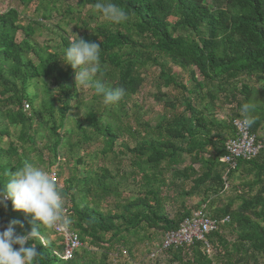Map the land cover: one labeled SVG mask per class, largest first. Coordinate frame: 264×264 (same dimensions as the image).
<instances>
[{
	"label": "trees",
	"instance_id": "trees-1",
	"mask_svg": "<svg viewBox=\"0 0 264 264\" xmlns=\"http://www.w3.org/2000/svg\"><path fill=\"white\" fill-rule=\"evenodd\" d=\"M11 1L25 8L37 3L36 10L43 11L41 18L45 20L52 18L53 12L71 14L72 2L78 7L93 8L96 3L102 2ZM206 1L112 0L127 12V22L100 23L96 27H91L86 21L82 22L84 33L80 38L101 46L103 72L100 82L106 88H123L125 95L116 105H104L103 97L95 94L98 105L87 113V129L78 123L82 138L76 143L71 142V131L65 130L71 108L70 101L75 97V70L60 60L69 46V37L62 32L58 47L48 44L41 46L35 40L36 33L43 28L41 23L29 22L23 25L20 13L14 8L0 14V127L7 122L0 129V143L3 136L11 135L10 128H19L21 143L37 148V140H42L53 154V164L60 166L67 165L66 157L61 151L66 150L71 154L79 149L81 142L91 143L101 137L104 143L101 153L116 155L115 148L122 134L133 138L135 136L139 142L133 149L125 143L120 146L127 153L136 155L134 166L142 172L141 181L148 187L138 197L121 203L118 200L120 194L112 187L111 173L103 172L98 176L96 172L85 167L88 174L81 180L84 190L80 191L78 198L71 193V178L66 187L60 189L64 205L69 206H66L69 208L68 217L72 221L69 228L78 234L83 243L81 252L77 251L73 259L66 260L63 256L62 239L56 237L52 228L42 226L41 231L45 238L43 245L36 242V250L40 254L36 264H96L93 257L83 263L84 257L80 254L86 253L88 247L111 249L125 241L124 234H136L144 227L161 229L164 233L176 230L181 221L197 209L186 210L175 219H170L164 210L160 188L166 184L162 176L163 165L167 168L176 167L184 161V154L190 157L191 165L182 173L183 178L190 179L187 174L189 170L191 176L197 177L192 181L194 188H205V194L220 196L229 189L234 190L231 185L238 172L245 177L254 178L238 186L237 192L240 195H236L235 200L241 203L236 210H233L234 201L231 200L225 207L213 209L212 201L208 197H204L202 205L199 206L215 220L227 217L230 219L228 223L220 226L219 231L208 236L210 247L216 255L209 257L201 243L164 253L174 254L176 262L183 263L186 260L187 264H261L260 259L264 258V148L256 159L239 161L237 167L231 168L219 161L225 154L227 139L218 134L216 138L220 146L216 148L212 137V132L219 129L229 130L232 133L230 136H233L232 120L244 118L241 113L242 104L253 103L252 98L258 93L243 84L244 100L236 103L237 113L233 114L226 125L204 115L215 110V96H211L210 102L203 109L195 104L196 101L203 102L206 98L200 93L197 94V89L205 88V84L197 82L192 71L191 76L196 85L194 90H190L179 82L174 68L181 71L195 68L208 85L221 79L233 81L242 75L258 76L263 80L264 0H213L215 7H209ZM64 5L65 8L62 7ZM88 29L90 32H87ZM18 33L22 36L20 42L16 39ZM76 40L78 38L72 42ZM147 67L154 70L155 86L158 89L154 101L162 105L163 113L154 128L150 126L149 120L136 118L134 128L130 123L123 122L128 118L125 106L145 82L144 73ZM40 80L43 82L45 97L38 101V96L29 95L26 89L29 83ZM50 84L55 86L59 99H65L62 100V107L57 109L59 119L55 117L57 100ZM162 88L183 91L182 112L177 111L179 99H176L177 102L168 101L166 93L161 92ZM234 89L235 87L228 90L232 96L236 91ZM26 105L28 108H25ZM28 109L30 110L26 111ZM251 115L255 119L250 127L251 133L257 136L258 143L264 145V138L257 135L264 124V105H255ZM181 143H186L185 148ZM208 147H213L215 152L208 159H203L201 155L207 153ZM38 158L41 162L42 154ZM25 162L32 164L26 154L19 153L17 145L11 143L7 148L0 146V186ZM84 162L83 159L78 160V164H85ZM195 163L201 164L198 172L192 168ZM154 183H157L158 189H155L157 186ZM94 186L97 188L93 189ZM255 188L258 190L251 196ZM90 194L92 200H88ZM109 195L115 196L117 201L113 211L104 212L98 201ZM6 203V209L0 206V231L16 222V235L22 236L30 232L31 225L24 213L15 211L11 201ZM20 224H23V228ZM227 228L234 230L236 234L232 241L224 235ZM48 232L50 234L47 239ZM53 238L58 239L59 243ZM32 243L29 241L26 246H31ZM85 243L89 245L84 247ZM119 251V248L116 249V252ZM190 257L194 260L191 261Z\"/></svg>",
	"mask_w": 264,
	"mask_h": 264
},
{
	"label": "rangeland",
	"instance_id": "rangeland-1",
	"mask_svg": "<svg viewBox=\"0 0 264 264\" xmlns=\"http://www.w3.org/2000/svg\"><path fill=\"white\" fill-rule=\"evenodd\" d=\"M206 4L209 7H215L213 0H207ZM71 6L73 8L71 14H60L59 12H53L52 18L45 20L41 18L43 11L39 9L36 10L37 3H33L29 7L25 8L11 0H0V14L5 13L10 8H14L20 13V19L23 25H26L29 22L41 23L43 28L41 31L36 33V42L41 46L48 44L55 48L58 47L59 43L61 42L60 35L62 32H64L67 37H69V41H74V39L78 37L80 38L84 33L82 24L83 21L88 22L91 27H96L100 23H108V21H106L102 15L98 14V11L93 7H78L74 2L71 3ZM62 7L65 8L66 5ZM87 32H90V30L88 29ZM16 39L18 42L22 40L21 33L17 34ZM57 50L61 51L60 48ZM150 68L151 67H147V69H145V82L139 91L129 98L125 106L128 118L126 120L124 119L123 122L125 124L130 123L134 128L136 126L134 122L135 118L142 121L149 120L150 126L154 128L161 118L160 115L163 113L162 105H159L154 101V96L158 89L155 86L156 79L154 70ZM192 71L194 72L196 81L202 82L206 86L203 89H197V94L200 93L201 96H206V98L203 100V102H200V100L196 101L195 104L199 105L200 108L203 109L205 105L210 102L211 96H215V110L211 111L210 114L204 113L207 118H214L217 122L228 125L227 123L230 121L233 114L237 113L236 103H241L244 100L245 94L243 93V84H246L248 88L255 89L257 91L258 94L253 96L254 99L252 98L253 103L259 107H263L264 105L262 104V101H264V79L260 80L258 76L248 77L247 75H242L233 81L221 79L216 81L213 85H208L203 81V78L199 75L195 68H191L190 71H181L175 67L174 72L178 75L179 82H181L190 90H194L196 85V82L193 81L191 76ZM41 81L42 80L33 82L31 84L29 83V86L26 89V93L29 95L36 94L38 96V101L45 97L43 93V82ZM73 84V92L75 93V97H73V100L70 101L71 108L68 113V120L65 125V130L71 131L73 134L71 137V142L76 143L82 138V132L78 128V123L79 125H82L84 129L88 128L87 113L94 107H97L98 101H96L94 97L95 93L93 89L82 90L81 93L78 92L75 76ZM49 87L54 89L53 95L58 98L57 99L55 97L57 100L55 104V117L59 119V113L57 109L62 107V100L65 99H59L58 91L53 84H50ZM234 87V90L236 91L233 92L232 96V94L229 92ZM229 89L230 91H228ZM161 92L166 93L168 101L177 102L176 99H179V102H177L179 105L177 111L180 113L184 110V107L181 105L182 101L184 100L182 90L175 88H162ZM29 110L30 109L26 111ZM6 123L4 125H6ZM4 125H2L0 129L4 128ZM10 134V136L2 137L0 146L7 148L11 143L17 145L19 153L22 155L26 154L30 161H32L33 166L49 173H51L53 170L56 171L59 175V184L63 188L66 187L69 178H71L73 183V192L71 193H74L77 198L80 194V191L84 190L81 180L88 174L85 171V167L87 170L91 169L93 172H96L98 176L103 172L111 173L110 177L112 178L111 181L113 182L112 187L117 190L118 194H120V199L118 200H121V203H125L128 201V199H132L133 197H138L139 194H143L148 190V187H146L144 182L141 181L142 172H140L137 166H134L136 155L127 153L120 146L121 143H125L130 149H133L138 145L139 142L135 136L133 138L128 136V134L123 133L120 139L117 141V146L115 148L116 155H104L101 153L104 147L101 137H97L96 140H93L91 143L81 142L82 144H80L79 149L72 151L71 154H68L66 150L61 151V153L66 157L65 159L67 165L60 164V166H58L57 164H53V154L45 146V142L39 139L37 140V148L34 146L30 147L29 145L20 142L19 128H10ZM218 134L227 139L230 136V131L219 129L212 132L213 142L216 144V148L220 146L216 138ZM257 135L258 137L264 138V124L258 131ZM181 145L183 148H185L186 143H181ZM214 152L215 149H213V147H208L207 153H203L201 156L203 159H208L210 154H213ZM40 154H42L41 162L38 158ZM183 158L184 161L176 167L167 168L165 165H163L162 169V176L165 179L166 184L164 187L160 188V193L164 204L165 213L170 219H175L178 214L183 213L186 210L192 211L195 209H201L202 207L199 206L202 205L201 203L204 197H208V199L212 201L211 203L213 204V209H221L225 207L230 200L234 201L233 210L237 209L241 203L240 201L235 200L236 195H240V193L237 192L238 186H241L240 184L242 182H247L253 179L254 176L245 177L244 174L238 172L235 174V179L231 185L234 186V190L229 189L220 196L205 194V188L200 190L194 188L192 181L194 177H197L191 176V172L189 170L187 174L190 175V179L185 180L183 178L182 173H185V170L189 169L191 165L190 157L188 155L184 154ZM79 159H83L85 164H78ZM16 161L17 159H15V162ZM200 167V163H195L192 166L196 172L199 171ZM154 186H157V183H154ZM96 188V186L93 187V189ZM158 188L159 186L155 187V189ZM257 190L258 188H255L253 193H251V196H253ZM239 191L242 192L243 190ZM88 200H92V194L88 195ZM116 201L117 198L115 196L109 195L99 199L98 202L102 205L101 207L105 212L108 210L113 211ZM163 233L164 230L161 229L144 227L136 234L133 232L124 234V236H126L125 241L115 245L111 249L107 248L108 250H104L103 248L99 247H88L86 253H81L80 255L84 257L83 263L88 261L90 257H93L96 264H187L186 260H183V263L176 262L173 258L174 254L160 252ZM49 234L50 232H48L46 235L47 239L49 238ZM224 235L229 241H232L234 238H236L234 230L229 228L224 231ZM54 239L57 243H59V238H53V240ZM86 244L89 245L88 243H85L84 247H86ZM118 248L120 251L116 252V249ZM219 249L221 251L220 247ZM123 250L128 251L129 258H125L124 255L122 256ZM79 252H81V250ZM205 252L207 255H209V257L216 255L213 249H211L209 253L205 249ZM190 260L193 261L194 258L190 257ZM260 263L264 264V258L260 259Z\"/></svg>",
	"mask_w": 264,
	"mask_h": 264
},
{
	"label": "clouds",
	"instance_id": "clouds-1",
	"mask_svg": "<svg viewBox=\"0 0 264 264\" xmlns=\"http://www.w3.org/2000/svg\"><path fill=\"white\" fill-rule=\"evenodd\" d=\"M94 7L110 23L121 24L129 19L127 12L112 0H102ZM60 60L75 70L79 93L82 90L94 89L96 95L103 97L104 105H116L125 95L123 88H106L100 82L103 65L101 46L98 43L78 37L75 42L70 41ZM254 110V103L242 104L244 126L251 127L255 123L251 115ZM7 201H11L15 211L24 213L31 225V231L22 236L16 235V222L10 223L5 230L0 231V264H36L40 256L36 250V242L39 241V245H43L45 238L41 231L42 226L62 231L72 223L65 214L62 192L49 172L25 162L11 174L3 186H0V206L6 209ZM20 227L23 228V224H20ZM29 241L33 243L26 246Z\"/></svg>",
	"mask_w": 264,
	"mask_h": 264
},
{
	"label": "built area",
	"instance_id": "built-area-1",
	"mask_svg": "<svg viewBox=\"0 0 264 264\" xmlns=\"http://www.w3.org/2000/svg\"><path fill=\"white\" fill-rule=\"evenodd\" d=\"M28 108V105L25 106ZM244 118L232 120L234 135L225 143V154L220 158V163L231 168L237 167L239 161H252L256 159L264 145L257 142V136L251 133L250 127L243 125ZM59 188V175L56 171L50 173ZM8 202V201H7ZM65 206V205H64ZM65 214L68 216L69 208L65 206ZM229 217L222 220H215L210 217L204 209L195 210L189 217L184 218L176 230L168 231L163 234L160 252H168L181 248H190L195 243L203 244L206 251L210 252L208 236L219 231L221 225L229 222ZM57 238L62 239L63 256L66 260L73 259L75 253L83 247L78 234L67 228L66 230L53 229ZM129 258L127 250L122 251V256Z\"/></svg>",
	"mask_w": 264,
	"mask_h": 264
},
{
	"label": "crops",
	"instance_id": "crops-1",
	"mask_svg": "<svg viewBox=\"0 0 264 264\" xmlns=\"http://www.w3.org/2000/svg\"><path fill=\"white\" fill-rule=\"evenodd\" d=\"M232 133H230V135H231ZM230 137H232V136H229L228 138H227V140L230 138Z\"/></svg>",
	"mask_w": 264,
	"mask_h": 264
}]
</instances>
